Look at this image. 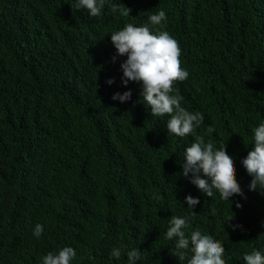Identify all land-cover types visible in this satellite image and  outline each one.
Wrapping results in <instances>:
<instances>
[{
    "label": "trees",
    "instance_id": "obj_1",
    "mask_svg": "<svg viewBox=\"0 0 264 264\" xmlns=\"http://www.w3.org/2000/svg\"><path fill=\"white\" fill-rule=\"evenodd\" d=\"M75 3L0 0V264L22 253L24 263L43 264L64 247L76 250L72 264H126L110 252L127 253L135 241L139 264H187L192 253L179 260L170 254L175 240L165 239L172 216L187 218L186 236L199 230L220 242L226 264H245L264 242V194L250 190L241 163L264 123V0H106L95 18ZM160 10L167 19L152 30L179 42L189 72L173 94L203 114L195 135L226 146L243 196L201 197L177 166L194 136L169 135L170 117H152L142 84L122 83L127 56L110 35L128 23L143 26ZM129 90L130 101L112 99ZM48 148L66 149L63 167L42 166ZM189 195L200 201L195 208Z\"/></svg>",
    "mask_w": 264,
    "mask_h": 264
},
{
    "label": "clouds",
    "instance_id": "obj_2",
    "mask_svg": "<svg viewBox=\"0 0 264 264\" xmlns=\"http://www.w3.org/2000/svg\"><path fill=\"white\" fill-rule=\"evenodd\" d=\"M105 4L106 0H76L75 8L83 9L82 12L87 10L90 17L95 18L102 15ZM111 11L113 13L119 11L121 16L126 17L130 15L131 9L111 5ZM166 19V13L160 10L156 14H150L148 23L143 26L128 23L123 29L110 35L117 54L127 56V60L121 65L122 83L125 87L129 81L142 84V101L151 110L152 117H170L167 120L169 135L180 138L194 136L193 142L185 149V152L177 155L180 159L177 166L181 164L185 178L191 174L190 182L203 193L201 197L222 202V200L230 201V198L235 195L243 196L236 179L235 160L227 153L226 146L216 149L211 141L205 142L203 136L195 135L196 128L204 120L203 114L190 113L181 106L182 97L173 94L178 92V89L174 87L175 84L186 81L189 72L182 67V50L179 42L167 31L157 29L153 32L152 30L155 26L162 25ZM115 60L116 57H113V62ZM108 83L112 84L114 81L110 80ZM131 97L132 92L129 90L123 94L115 93L112 99L125 103L130 101ZM208 131L213 132L214 128L209 126ZM253 132V146L241 163L252 177L250 190H259V193L264 194V123L254 128ZM67 159L66 149L48 148L45 151L42 166L63 167ZM2 173L3 171L0 170V207L5 200L4 190L1 187L4 182ZM185 202L189 208H195L200 203L191 195L186 197ZM237 207L241 205L237 204ZM229 220L234 221L235 217ZM188 227L187 218L172 216L169 219L165 239L175 240V246L170 250L171 255L182 261L186 259L190 251L192 255L187 258V264H226L225 247L220 242L209 235L202 234L199 230L193 231L194 229L190 230V232L193 231L190 236H186L184 229ZM236 227L242 226H235L233 230H236ZM43 231V225L37 224L33 235L39 238ZM138 245V241H135L127 253H122L120 247H114L110 252V258L127 260L126 264H139L142 248ZM76 255L74 248L64 247L58 254L49 252L41 259L43 264H72ZM25 259L26 255L22 253L13 264L18 260H20L18 264H26ZM243 259L245 264H264V242L257 243L249 254L244 255ZM173 261L176 262V259Z\"/></svg>",
    "mask_w": 264,
    "mask_h": 264
}]
</instances>
